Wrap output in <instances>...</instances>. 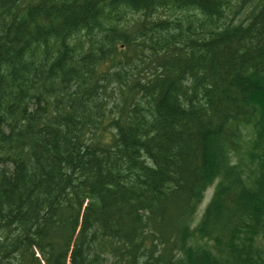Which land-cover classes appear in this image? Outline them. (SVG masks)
I'll list each match as a JSON object with an SVG mask.
<instances>
[{
	"label": "trees",
	"instance_id": "trees-1",
	"mask_svg": "<svg viewBox=\"0 0 264 264\" xmlns=\"http://www.w3.org/2000/svg\"><path fill=\"white\" fill-rule=\"evenodd\" d=\"M0 264H264V0H0Z\"/></svg>",
	"mask_w": 264,
	"mask_h": 264
},
{
	"label": "rangeland",
	"instance_id": "rangeland-1",
	"mask_svg": "<svg viewBox=\"0 0 264 264\" xmlns=\"http://www.w3.org/2000/svg\"><path fill=\"white\" fill-rule=\"evenodd\" d=\"M253 5H254V4H253ZM242 9H243V11H244L243 14H244V13H249L250 10H251L250 7H249V8L243 7Z\"/></svg>",
	"mask_w": 264,
	"mask_h": 264
}]
</instances>
